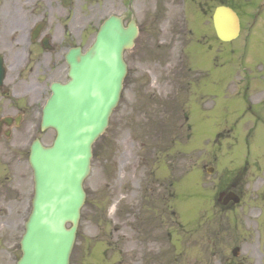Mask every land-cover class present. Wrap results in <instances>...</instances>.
Segmentation results:
<instances>
[{
  "label": "rangeland",
  "instance_id": "1",
  "mask_svg": "<svg viewBox=\"0 0 264 264\" xmlns=\"http://www.w3.org/2000/svg\"><path fill=\"white\" fill-rule=\"evenodd\" d=\"M24 2L0 0V8ZM39 2L42 15L57 7ZM72 2L77 16L128 12L121 0ZM155 43L141 36L126 54L120 105L93 147L70 264H264V104L233 74L242 57L264 74V42L222 43L216 60L212 43L203 53L215 63L189 49L186 57L182 43L171 60ZM230 191L241 202L223 206Z\"/></svg>",
  "mask_w": 264,
  "mask_h": 264
},
{
  "label": "flooded vegetation",
  "instance_id": "2",
  "mask_svg": "<svg viewBox=\"0 0 264 264\" xmlns=\"http://www.w3.org/2000/svg\"><path fill=\"white\" fill-rule=\"evenodd\" d=\"M24 1L25 5L18 4L17 12L6 10L8 6L0 8L8 11L4 16L2 12L0 23L12 27L8 35L0 30V264L17 263L14 251L34 196L32 147L36 143L47 146V141L50 144L56 136L53 129L43 126L52 87L68 78L66 58L70 51L91 43L104 21L99 18L103 10L88 16L80 9L77 16L71 10L73 0L68 7L57 0L56 9L45 15L40 13L39 0ZM125 5L128 13L133 11L130 16L117 12L125 27L135 18L139 38L155 41L163 51L169 48L171 55L177 52L179 43L183 44L182 52L190 45L193 55L204 54L206 46L216 43L212 49L216 60L222 40L215 28L214 13L222 6L231 8L239 18L240 31L233 42L242 40L245 49L252 40L264 42L261 0H121L119 9L124 11ZM211 52L204 54L207 60ZM233 74L240 85L254 84L264 90V74L258 70L244 67Z\"/></svg>",
  "mask_w": 264,
  "mask_h": 264
},
{
  "label": "water",
  "instance_id": "3",
  "mask_svg": "<svg viewBox=\"0 0 264 264\" xmlns=\"http://www.w3.org/2000/svg\"><path fill=\"white\" fill-rule=\"evenodd\" d=\"M215 21L223 39L234 35L238 20L232 11L218 10ZM136 33L112 16L85 54L73 52L68 57L70 81L53 87L44 120L46 127L56 130V139L48 148L37 144L31 154L35 198L18 264L70 263L86 200L83 183L91 172L92 147L119 103L127 74L123 53L133 47ZM230 201L240 199L229 193L224 204Z\"/></svg>",
  "mask_w": 264,
  "mask_h": 264
},
{
  "label": "bare ground",
  "instance_id": "4",
  "mask_svg": "<svg viewBox=\"0 0 264 264\" xmlns=\"http://www.w3.org/2000/svg\"><path fill=\"white\" fill-rule=\"evenodd\" d=\"M255 211H252V214H254Z\"/></svg>",
  "mask_w": 264,
  "mask_h": 264
}]
</instances>
